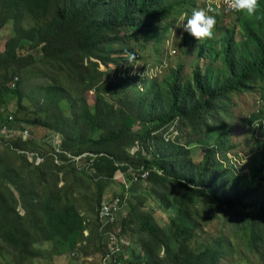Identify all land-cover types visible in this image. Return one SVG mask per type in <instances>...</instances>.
<instances>
[{"label": "trees", "instance_id": "1", "mask_svg": "<svg viewBox=\"0 0 264 264\" xmlns=\"http://www.w3.org/2000/svg\"><path fill=\"white\" fill-rule=\"evenodd\" d=\"M186 2L0 0V29L9 22L14 27L11 37L5 40L3 50H0L4 78L0 84V108L13 97L18 102L17 109L23 108L18 86L24 82L23 75L34 62L41 61L44 66L63 70L77 87H83V96L71 97L56 81L45 88L43 97L51 103L67 98L71 106L78 109L71 118L70 133L63 132H67L64 126L56 127V130L64 134V150L76 155L88 153L84 158L95 170L97 203L118 170L129 172V180L128 170L146 169L149 170L147 178L138 181L152 182L171 190L175 204L185 209L189 216L197 213L196 203L203 201L206 212L222 216V225L242 231L249 253L264 257V147L254 160L249 177L240 182L238 175L226 168L224 161L226 151L230 149L227 132L220 130L217 144L204 147L202 158L197 162L190 158L187 147L162 138V132L175 119L178 127L183 123L193 131H207L211 119L220 122L218 112L230 103L231 95L252 87L256 82L261 83L260 98L264 99V0H259L253 17L224 10L234 15L230 23L223 22V9L212 5L216 9L212 13L216 18L213 37L192 40L188 46L197 56L205 58L208 55L209 60L202 66L196 64L189 81L183 78V66L178 64L161 82H152L140 97L131 98L117 83L106 79L108 74L99 68V63L106 68L110 65L116 67V62L122 58L119 54L131 52L129 43L138 41L145 34L149 21L164 18L172 12L180 13L178 8ZM23 8L39 19L24 34L18 29ZM27 43L31 51L26 56L18 55V47ZM116 44L124 47L111 49ZM215 44L219 46L215 47ZM107 45L111 47L107 48ZM34 50L37 56L32 53ZM216 60L221 63L220 71L214 66ZM8 68L12 69L10 75ZM112 71L115 72V68ZM15 76L16 87L10 89L6 82ZM146 79L148 83L153 80ZM84 89L86 92L96 91L91 106L87 104L86 93L84 97ZM109 95L114 99L122 96L123 99L112 104L107 100ZM9 115L12 113L6 109L0 110V124L7 121ZM263 118L262 110L251 116L252 120L259 122ZM15 119L13 116V122L17 123ZM134 123L138 124V130L132 126ZM140 130L144 134L142 146L152 152L151 158L145 157L140 148L134 153L127 149L137 140ZM95 132L99 134L97 138L92 136ZM28 142L13 141L12 146L10 142L6 143L20 157V162L5 161L0 167V242L18 254L21 262L36 255L33 246L39 241L56 237L70 240L72 234L87 228L77 208L62 203V194H67L72 185L66 189H59L56 184L45 186L64 170H72L74 180L79 178L73 168L66 169L69 163L65 155L61 157V164L54 163L49 153L42 155L39 164H34L27 160L24 152ZM217 152L222 153V159L216 158ZM10 186L14 187L17 196ZM129 188L131 192L133 187ZM18 205L23 209L22 214ZM122 218L120 234L124 235L125 227L133 225L138 233L149 236L145 253L141 250L138 257L131 255V262L152 264L148 260L151 252L161 248L164 259L160 263L218 264L220 260V241L215 245L206 243L201 249L191 246L190 239L195 237L197 230L193 224L170 218L166 232L151 213L135 204H130L129 215ZM96 240L101 254L97 218Z\"/></svg>", "mask_w": 264, "mask_h": 264}, {"label": "rangeland", "instance_id": "2", "mask_svg": "<svg viewBox=\"0 0 264 264\" xmlns=\"http://www.w3.org/2000/svg\"><path fill=\"white\" fill-rule=\"evenodd\" d=\"M162 1L169 3L178 0ZM209 6L212 7V3L209 0H187L184 6L178 8L180 13L172 12V14L164 18L149 21L145 34L138 41L129 43L131 52H135L136 55L137 60L135 63L139 64L135 68L127 64L125 60L126 54H119L122 58L116 62V67L110 65V68H106L103 64L99 63V68L104 71L105 75L108 74L106 79L108 78L117 83L123 91L128 92L131 98L140 97V94L149 88L152 82H161V80L167 77L170 70L178 64L183 66V78L189 81L192 69L196 64L202 66L205 61L209 60V56L207 55L205 58L197 56L195 52L189 50L188 46L191 44V41L196 39L192 36L190 37L181 27H176V21L184 13L191 15L194 9H207ZM183 7H186V9ZM182 8L183 10H181ZM222 11L223 22L230 23L234 15L231 12ZM209 14L213 15L212 13ZM38 20L23 8L18 29L24 34ZM13 28L12 23L9 22L0 29V50H3L5 40L9 36L11 37ZM236 37H239L238 30ZM218 46V44H215V47ZM110 47L111 45H107V48ZM122 47H124L123 44H116L111 49H120ZM30 48L29 43L23 47H18L17 54L26 56L31 51ZM32 53L37 56L35 50ZM37 60H40V58H37ZM94 60L100 62L97 59ZM214 66L217 71L221 70V63L218 60L214 61ZM113 68H115V72L112 71ZM7 70L8 75H10L12 69L8 68ZM143 73L145 74L142 77ZM105 75L103 76L104 78ZM20 76L22 75H18V77ZM23 77L24 82L18 86L22 93L21 105L23 108L21 110L17 109L18 102L13 97L14 99L11 98L9 103L3 105L0 110L4 111L6 109L12 115L14 114L13 116L17 119L15 120L18 123L15 125V122H13L16 128L19 131L27 129L29 135L32 136L26 140L19 133L12 137V139H0V167H3L5 161L20 162V157L8 148L6 143L10 142L12 146L13 141H29L25 145V149L44 155L49 153L50 141L54 135L61 138L63 142V132H71L70 121L78 109L73 108L67 98L55 103L46 101L43 96L45 88L48 85H54L57 81L68 91L71 97L79 98L83 96V87H77L63 70L58 71L55 67L44 66L41 61H36L30 65V68L27 69ZM146 78L153 80H150L148 83L149 80ZM3 80L0 68V84L4 82ZM10 81L11 79L6 82L8 88L13 87L10 86ZM260 84L256 82L248 89L233 93L230 103L218 112L220 122H213L211 119V126L207 131H193L183 123L179 124L178 127L177 119H175L174 123L169 125V127L174 125L173 129L177 130L173 141L175 140L187 147L190 158L197 162L202 158L203 148L215 146L219 133L221 131L227 132L230 149L226 151L227 159L224 160L226 168L235 172L239 177V181L243 182L249 177V170L264 147V118L260 122L259 120L251 119V116L259 110H262L264 113V99L260 98ZM15 87L16 85L12 89ZM95 92V89L88 90L87 92L84 89V97L86 93V100L89 106L92 105ZM106 97L112 104H114V101L119 102L123 99L122 96H118L116 99L111 95ZM61 126H64L67 132L56 130V127ZM132 126L137 130L139 129L136 123ZM92 136L97 138L99 134L95 132ZM143 138L144 134L140 130L137 140L127 149L129 152L134 153L137 151V148H140L145 157L151 158L152 152L142 146ZM25 154L27 157V153ZM221 155V152H217L216 158L222 159ZM27 160L29 159L27 158ZM85 161V158L82 156L77 166L79 168L73 162H69V165L66 166V169L73 168L79 178L74 180L72 170H64L59 172L57 177L52 179L48 184L46 183L45 186L52 187L56 184L57 188L66 189L72 185L67 194H62V203L73 204L83 215L85 224H87V233L76 232L70 236V240L56 237L52 240L39 241L33 246V251L36 255L32 259L23 262H21L18 254L13 253L6 244L0 242V264H98L101 249L96 242L97 185L95 174L92 173V170L85 168L86 165L84 164H87ZM157 172L161 173L159 170ZM128 173H122L123 178L121 176L113 178L103 189L102 193V195L105 194L103 196L105 198L115 193H123L125 190L123 179L126 184L128 183V187H133L131 192L130 188L127 190L129 204L127 203L124 207L122 220L129 215L130 204H135L139 209L151 213L157 224L165 231L168 230L170 218H177L196 226L195 237L190 239L192 247L201 249L206 246V243H213L215 245L216 242L220 241L221 256L218 264H264V257H259L247 251L245 236L242 231L222 225V216H215L216 214L210 211L206 212V208L202 207L204 205L203 201L196 203L197 213L189 216L185 209L175 204L171 190L142 180L136 181L132 186L133 182L130 183L127 179ZM117 174L119 173H115L114 176L116 177ZM10 187L17 196L14 187ZM17 209L21 214L23 213L20 205H18ZM125 228V239L129 242L128 244L126 243L125 247L129 256L138 257L137 254L141 250L145 253L147 250L146 243H149L148 234L138 233V231L133 229V225ZM198 245H201V247H198ZM150 256L151 258L148 260L152 264H169L168 262L160 263L164 259L163 248L154 249Z\"/></svg>", "mask_w": 264, "mask_h": 264}, {"label": "built area", "instance_id": "3", "mask_svg": "<svg viewBox=\"0 0 264 264\" xmlns=\"http://www.w3.org/2000/svg\"><path fill=\"white\" fill-rule=\"evenodd\" d=\"M213 6L217 8H221L223 10H227V7L224 4V0H209ZM17 80V77L15 76L10 81V86H14L15 81ZM15 122V121H14ZM13 123V116L9 115L7 117V121H4L0 124V139H9L19 133L26 138V140L31 137L32 135H29V131L27 129H24L22 131H19L16 128ZM174 125H171L166 130L162 132V138L164 141H170L175 138V135L177 133V130H174ZM175 134V135H174ZM10 139V141H11ZM50 151L49 154L52 155L54 163L61 164L62 163V155H65L66 161L73 162L76 167L79 165V159L83 156L85 157L88 155L87 152H84L82 154L76 155L71 152H68L62 148V140L61 138H58L56 135H54L50 141ZM138 145V144H137ZM138 150V148L136 149ZM27 153V158L29 161H32L34 164H39L42 160V155L37 154L33 151H24ZM131 153V152H130ZM92 155L91 153H89ZM84 164L86 165L85 168L92 170V173H95L94 168L91 167L90 162L88 160L85 161ZM79 168V167H77ZM131 178L128 180V182H135L140 179H146L149 170L139 168L136 171L129 170ZM116 173H119L114 176V178H117V176H121L123 178V175L120 170H118ZM124 183V192L119 194H113L109 197H103L100 202L98 203L97 207V232L100 237V241L102 243V250L103 252L100 254L99 257V263L98 264H136L134 261L131 262V257L126 251V243L129 242L126 241V237L123 234L119 233V229L121 226V218L123 216V210L125 205L127 204V190H128V183L126 184L124 179L122 180ZM123 195V197H122Z\"/></svg>", "mask_w": 264, "mask_h": 264}, {"label": "clouds", "instance_id": "4", "mask_svg": "<svg viewBox=\"0 0 264 264\" xmlns=\"http://www.w3.org/2000/svg\"><path fill=\"white\" fill-rule=\"evenodd\" d=\"M224 4L232 12L253 17L257 13L259 0H224ZM215 11V8L209 6L207 9H194L191 15L184 13L176 21V27H181L184 32L194 37L197 41L211 39L216 25V18L215 15H210L209 13H215ZM125 60L133 68L139 65L135 63L137 59L134 52L126 53ZM144 74H142V77Z\"/></svg>", "mask_w": 264, "mask_h": 264}, {"label": "crops", "instance_id": "5", "mask_svg": "<svg viewBox=\"0 0 264 264\" xmlns=\"http://www.w3.org/2000/svg\"><path fill=\"white\" fill-rule=\"evenodd\" d=\"M103 196H105V194ZM83 232L86 234L87 233V230H84Z\"/></svg>", "mask_w": 264, "mask_h": 264}]
</instances>
